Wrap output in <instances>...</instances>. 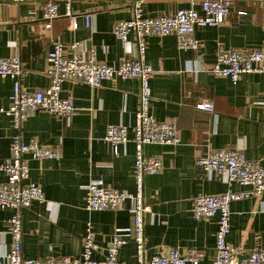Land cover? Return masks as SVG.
Segmentation results:
<instances>
[{
    "label": "crops",
    "instance_id": "crops-1",
    "mask_svg": "<svg viewBox=\"0 0 264 264\" xmlns=\"http://www.w3.org/2000/svg\"><path fill=\"white\" fill-rule=\"evenodd\" d=\"M57 3L60 16L47 27L44 10ZM203 0H144L145 15L174 14L195 7L202 13ZM78 27H72L71 16ZM90 15L91 25L86 23ZM134 16V0H0V57L21 58L22 87L28 91L46 89L49 52L60 39L67 55L70 45L80 43L84 58L117 66L136 57L135 34L125 43L115 35V25ZM199 50L182 49L176 35H149L145 60L155 72L150 80L151 112L161 121H173L180 128L179 144H146V155L163 161L157 174L144 178V199L151 210L145 214V258L165 254L178 247L183 252L195 248L203 252L200 264H212L216 255L217 218L197 219L193 202L201 194H220L249 189L231 182L226 171H208L197 163L210 149L234 148L264 165V72H250L236 82L209 71L223 49L261 48L264 50V0H233L223 24L198 28ZM14 81H0V107L12 103ZM138 78H114L92 87L67 79L61 97L75 107L71 117L35 110L18 129L13 118L0 114V161L12 155V138L20 134L25 142L61 148L60 159H33L25 156L30 180L44 190V200L33 201L22 210L23 255L26 258L79 257L86 223L91 220L100 249L93 254L102 259L115 233L127 239L120 260L136 264L135 218L129 209L88 211L87 187L91 181L119 190H136L133 170L135 143L132 126L140 104ZM210 101L214 111L198 109L197 103ZM110 124L129 128V141L115 153L104 140ZM0 171V185L7 181ZM228 241L235 257L251 250H264V194L232 202ZM14 208H0V264L13 245L9 219Z\"/></svg>",
    "mask_w": 264,
    "mask_h": 264
},
{
    "label": "built area",
    "instance_id": "built-area-1",
    "mask_svg": "<svg viewBox=\"0 0 264 264\" xmlns=\"http://www.w3.org/2000/svg\"><path fill=\"white\" fill-rule=\"evenodd\" d=\"M22 1V0H17ZM144 0H134V16L119 21L114 28L115 35L125 43L130 42L131 34H135L138 46L136 57L122 60L117 66L98 61L95 56L84 58L80 53V43L70 45L71 54L67 55L65 45L60 39L53 42L49 52L48 73L51 82L46 89L28 91L22 87L21 77L23 65L17 55L0 57V81L11 77L14 81L12 103L9 108L0 107V114L13 118L16 128H20L35 110H46L60 117H71L75 107L70 98L61 97L63 82L67 79L84 82L92 87L100 86L104 81L116 77L128 79L138 78L141 82L140 104L136 111L132 126L135 143V166L133 175L136 190L133 192L115 189L101 182L91 181L87 187L85 207L88 211H106L124 208L129 209L135 218L134 239L137 250L136 264H200L203 252L192 248L183 252L174 247L165 254L145 258V214L151 210L144 199V178L160 172L163 161L157 155H146V144H179L181 133L173 121L158 120L151 112L152 92L150 80L154 68L145 60L147 36L176 35L180 48L199 50L200 42L195 36L198 28L223 24L231 10L233 0H203L202 13L195 7L182 8L174 14L145 15ZM71 16L72 27H78L77 16L67 10ZM61 14L57 3L50 1L44 10L46 26ZM86 23L91 25L90 15H86ZM215 75L230 77L237 81L242 75L250 72H264V50L261 48L223 49L217 53L214 64L209 69ZM198 109L214 111L215 105L210 101L197 103ZM104 140L110 143L115 153L119 145L129 141V128L123 124H110ZM33 159H55L62 156L60 147L43 146L37 141H23L20 134L12 138V155L0 161V171L7 174V181L0 185V208H14L11 215L10 233L13 237L11 249L4 255L8 264H127L120 260L121 248L127 239L115 233L111 246L102 259H95L93 254L100 249L96 241L97 232L91 220L86 223V232L82 239V253L79 257H39L26 258L23 255V218L22 210L35 201L44 200L43 187L30 180V167L25 156ZM197 163L208 171H226L231 182L249 185L241 191H227L220 194H201L193 202V215L197 219L217 218L216 255L212 264H264V250L254 249L247 255L237 258L231 247L228 236L231 231L232 202L259 197L264 194V165L250 160L243 151L234 148L210 149L197 158Z\"/></svg>",
    "mask_w": 264,
    "mask_h": 264
}]
</instances>
